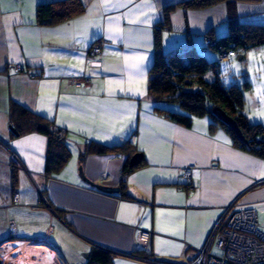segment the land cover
<instances>
[{"label": "crops", "instance_id": "0c3cea01", "mask_svg": "<svg viewBox=\"0 0 264 264\" xmlns=\"http://www.w3.org/2000/svg\"><path fill=\"white\" fill-rule=\"evenodd\" d=\"M55 1L0 0V264H90L96 249L112 253L113 264H196L230 207L264 209V160L235 147L226 130L213 131L207 116L185 127L157 112L149 72L157 38L166 54L184 53L190 41L217 56L207 36H228L229 6L81 0L80 16L40 25L39 5ZM232 1L240 21L264 25V0ZM97 43L102 66L91 68L87 54ZM78 77L88 83L77 87ZM11 101L65 133V164L47 171L48 137L12 133ZM91 143L130 147L81 161ZM137 153L125 198L123 169ZM141 230L151 234L145 249Z\"/></svg>", "mask_w": 264, "mask_h": 264}, {"label": "trees", "instance_id": "16d2710c", "mask_svg": "<svg viewBox=\"0 0 264 264\" xmlns=\"http://www.w3.org/2000/svg\"><path fill=\"white\" fill-rule=\"evenodd\" d=\"M222 2L229 6V34L216 41L211 32L207 36L208 45L217 53V60L210 61L203 52L192 46L190 41L191 46L184 53L166 54L160 39L157 38L154 62L149 72L148 95L157 104L156 111L172 122L191 127L195 118L208 116L212 119L213 131L217 127L226 130L231 135L235 147L264 160V123H251L243 112L244 89H250L251 83L246 82L242 87L237 84L226 85L222 78L221 63H227L229 60H219V53L222 50L234 53L229 59L238 57L240 60H245L246 53L250 49L264 47V25L240 21L236 15V2L232 0H189L182 2L180 6L184 9H203ZM172 8L175 6L167 9V16ZM85 10L86 5L81 0H60L39 5L37 19L42 26L54 25L78 17ZM208 74L213 76L212 80L207 78ZM173 106L180 107L182 112L175 113L172 111ZM217 107L237 121L243 139L212 113ZM10 117L12 127L18 134L16 136L36 132L48 137L47 171L62 166L69 160L71 151L66 135L56 129L52 123L14 101H11ZM127 147H130L129 143L114 147L91 143L86 152L81 154V161L88 154L108 153ZM132 157L133 155L126 161L123 169L121 189L125 198H131L126 190L125 177L140 166V164L137 167L130 166ZM134 255L149 258L140 251L135 252ZM113 259L112 253L96 249L91 255L90 264H113Z\"/></svg>", "mask_w": 264, "mask_h": 264}, {"label": "built area", "instance_id": "2783aa9c", "mask_svg": "<svg viewBox=\"0 0 264 264\" xmlns=\"http://www.w3.org/2000/svg\"><path fill=\"white\" fill-rule=\"evenodd\" d=\"M209 43V42H208ZM103 56V45L94 44L87 54L89 66L100 68ZM234 56L232 51H221L219 60L228 61ZM77 87L84 86L87 80L75 78ZM193 167L187 168L185 177L191 178ZM20 196L15 195L18 202ZM11 224V229H14ZM221 235V239L217 236ZM151 234L141 230L138 234V245L145 249ZM216 253L212 252V248ZM196 264H264V222H261L258 211L253 208L235 209L230 207L221 217L212 231L205 247L199 252Z\"/></svg>", "mask_w": 264, "mask_h": 264}, {"label": "rangeland", "instance_id": "374dc122", "mask_svg": "<svg viewBox=\"0 0 264 264\" xmlns=\"http://www.w3.org/2000/svg\"><path fill=\"white\" fill-rule=\"evenodd\" d=\"M260 50V52H264V47H260ZM199 51L203 52V50ZM211 52H209V56L207 58L210 61H213V58L214 60H217V56L212 58L210 55ZM214 54L217 53L214 52ZM259 57L257 48H252L246 53V63L245 60H240L238 57L231 58L227 63H221L222 78L226 85L230 86L232 84H237L242 87L246 82L251 83L252 87L250 89H244L245 102L243 110L251 123L264 121V70L260 68L262 65L261 62L264 58L260 60ZM210 76L212 75L208 74L207 78L210 79ZM172 111L175 113L182 112L178 106H173ZM204 120H210V122H212V119L208 116L205 117ZM257 209L259 210L260 220L263 222L264 209L261 206ZM211 251L216 253V249L214 247Z\"/></svg>", "mask_w": 264, "mask_h": 264}, {"label": "water", "instance_id": "95a60500", "mask_svg": "<svg viewBox=\"0 0 264 264\" xmlns=\"http://www.w3.org/2000/svg\"><path fill=\"white\" fill-rule=\"evenodd\" d=\"M212 113L217 117V119L219 121H221L223 124L228 126L241 139H243V134H242V131L239 127V124L237 123V121H235L233 118H231L224 110L217 107V108L213 109ZM10 130L12 131V133L14 135H18L12 126H11ZM142 158H143V155L141 153L135 154L130 160V166L131 167L138 166L141 163ZM92 185L96 186L98 189H101V190H103L105 192H109V193H115V192L120 191V188L105 187V186H100V185H95V184H92Z\"/></svg>", "mask_w": 264, "mask_h": 264}]
</instances>
